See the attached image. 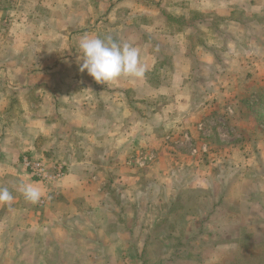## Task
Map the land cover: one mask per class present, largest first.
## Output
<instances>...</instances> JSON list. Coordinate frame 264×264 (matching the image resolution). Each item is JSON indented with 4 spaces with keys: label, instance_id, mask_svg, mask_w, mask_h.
Wrapping results in <instances>:
<instances>
[{
    "label": "rangeland",
    "instance_id": "374dc122",
    "mask_svg": "<svg viewBox=\"0 0 264 264\" xmlns=\"http://www.w3.org/2000/svg\"><path fill=\"white\" fill-rule=\"evenodd\" d=\"M119 3L0 0V83L48 96V135L20 162L43 184L30 205L58 211L0 231L42 243L3 264H264V0ZM86 34L138 47L143 78L80 72ZM24 156L65 174L41 180Z\"/></svg>",
    "mask_w": 264,
    "mask_h": 264
},
{
    "label": "crops",
    "instance_id": "0c3cea01",
    "mask_svg": "<svg viewBox=\"0 0 264 264\" xmlns=\"http://www.w3.org/2000/svg\"><path fill=\"white\" fill-rule=\"evenodd\" d=\"M119 1L112 0V7H119ZM156 2L158 5L159 1ZM207 3L208 0H191V4L200 11L207 9ZM158 12L161 13L162 9L155 11V14ZM44 87L45 83H0V187H7L14 197L10 206L0 203V231L8 232L9 235L15 232L31 233L39 229L42 232L47 222H54L50 219H56L58 212L48 207L41 211L34 210L30 202L24 200L21 203L23 196L16 191L21 182L33 183L40 189L43 187L41 183L32 182L20 162L26 152L39 146L48 135L49 103L48 96L42 92ZM6 246L10 249L18 246L36 249L37 246L41 248L42 243L39 245L38 241L35 244L31 238L7 243L5 240L0 241V264L4 262Z\"/></svg>",
    "mask_w": 264,
    "mask_h": 264
},
{
    "label": "clouds",
    "instance_id": "9594fccd",
    "mask_svg": "<svg viewBox=\"0 0 264 264\" xmlns=\"http://www.w3.org/2000/svg\"><path fill=\"white\" fill-rule=\"evenodd\" d=\"M79 71H87L97 83L110 84L122 77L140 79L145 68L140 63V49L111 36L84 35L78 43ZM18 191L27 202L37 204L44 193L33 183L21 182ZM14 197L7 187H0V203L11 205Z\"/></svg>",
    "mask_w": 264,
    "mask_h": 264
},
{
    "label": "built area",
    "instance_id": "2783aa9c",
    "mask_svg": "<svg viewBox=\"0 0 264 264\" xmlns=\"http://www.w3.org/2000/svg\"><path fill=\"white\" fill-rule=\"evenodd\" d=\"M23 162L32 175L41 180L54 181L65 174L64 165L60 163L51 167L44 159L32 158L31 156H24Z\"/></svg>",
    "mask_w": 264,
    "mask_h": 264
}]
</instances>
